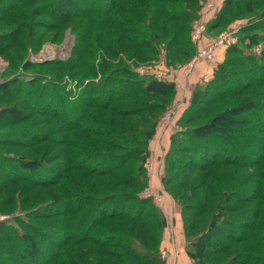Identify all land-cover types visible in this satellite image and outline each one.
<instances>
[{
	"label": "trees",
	"instance_id": "1",
	"mask_svg": "<svg viewBox=\"0 0 264 264\" xmlns=\"http://www.w3.org/2000/svg\"><path fill=\"white\" fill-rule=\"evenodd\" d=\"M204 2L0 0V56L18 49L15 69L28 49L61 43L68 29L75 36L66 61L26 62L22 71L32 72L0 83V215L23 214L15 225L0 221V264L21 255L40 264H165V216L140 195L174 85L127 62L162 50L170 65L188 61ZM236 21H246L238 43L194 90L167 156L163 190L181 206L193 264H264V0H225L208 29Z\"/></svg>",
	"mask_w": 264,
	"mask_h": 264
},
{
	"label": "rangeland",
	"instance_id": "2",
	"mask_svg": "<svg viewBox=\"0 0 264 264\" xmlns=\"http://www.w3.org/2000/svg\"><path fill=\"white\" fill-rule=\"evenodd\" d=\"M218 1L219 0H205L202 6V11H201V15L199 19L193 23L191 27V32L196 23H200L202 21L204 22L206 19H209L208 22L206 23L207 29L204 32V37H203L202 42L198 45V44H194L191 40L193 45L196 47V54L193 57H191L188 61H186L183 64L176 65V66L170 65L167 59V52L165 50H162L160 54L157 55V57L154 60H149L147 62H137L136 64L134 63V65H132L133 64L132 61L127 62L132 67L135 66L137 68L136 70L139 73L145 72L148 74V76H152L156 80L170 82V83H173L174 85V99L171 105L164 111L162 116H160L157 126L155 127V132L153 136L150 138L149 143H148L149 150H150V156L146 163V168L148 170V175L150 178L149 188H147L146 191L141 193L140 196L142 198L146 196L151 197L154 203L163 212L165 219H166V227H165V231L163 235V241H166V239L168 238L170 240H173V237L176 234V238L179 237L185 242V249H186L187 241L185 238L182 209H181V206L176 201H174V199L170 195L164 192L163 180L166 175L167 156L171 152L172 138L176 133L183 131V128L181 126V118L184 112L187 110V108L190 105V99L192 97L194 90L200 84L202 83L204 84V82H207L203 80L202 81L198 80L199 79V72H197L198 65L202 62H206L208 64L216 63V57H217L218 52L221 50L222 51L224 50V55H225L227 47L220 48L217 51L215 50L216 55L212 59L199 58V60L194 64L193 74H191L190 76H186L187 66L190 64L192 59L198 57L199 55L198 53L200 49H205L211 46L216 40V38L223 31L236 29L237 31H235L234 34L236 37L235 44H237L239 41L240 27L246 23V21H236L233 24H231L229 27H227L226 29L224 28L219 31L215 30L210 33L208 29L209 24L216 17V15L218 14V12L220 11V9L223 7V4H224V3H222L221 5L216 4ZM210 4H213L214 6L213 12L208 13L206 16H204L203 12L205 8L207 9V6H209ZM190 36H191V33H190ZM74 41H75V36L71 33L70 29H68L61 43H52V42L45 43L40 48V50L35 53L33 51H30V49H28L27 55L22 60L18 61V69L13 68V62L11 65V61L13 60V55L16 51H18V49H13L8 53V58L10 60L8 58H4L0 56L2 58V62L4 63V66L0 70V83L7 82V84H9L10 83L9 81L12 78L14 79L18 75H22L20 74V72H32V71H22L23 65L26 62L41 63V62H49L50 60L51 61L52 60L66 61L71 55L72 47L75 44ZM48 57H50V60L47 59ZM160 72L164 74L163 78H160L158 76ZM19 77L26 79V80H31L33 78L32 76H29V75L19 76ZM87 82H85V84ZM76 83H77V80L69 78V77L66 78L64 82L67 90L72 92V95H74L75 93H78L79 91V88L76 86L77 85ZM3 102L4 101L0 99V103H3ZM170 113L173 114V118L170 122L166 123L164 116ZM7 128L12 129L14 127H7ZM128 135H129V139H131V134L129 133ZM16 137L22 138V136L19 137V135H17V136L11 137V139L15 140ZM161 147H163V150H161ZM14 148L15 147H8V148H5V151L7 154H9L8 152H11V150H14ZM15 150H18V149H15ZM22 151L24 152L25 150L23 149ZM6 168L11 170L12 166H6ZM16 214L23 215L21 212H15L14 214H2L0 215V221H3V220L6 221L10 219V224L15 225L13 221V217L16 216ZM173 220L176 221L175 224H177V227L176 225H173L174 223ZM39 240L41 241V239ZM61 240L62 239H60V241ZM44 241H46L45 238H44ZM163 241L161 245V259L166 264V261L168 259V254L166 252L167 248L163 246ZM42 246L43 248L47 249V251H52V252L56 251V246L52 248L51 245L46 244V243H43ZM162 247H164L165 250H163ZM41 251L46 252V251H43L42 249ZM22 257L23 255L19 256L17 259L13 258L12 259L13 263H9V264H27V263L28 264H40V261L38 260H35L34 263H31L32 262L31 260L28 261L29 259L27 260L25 259L26 257L25 258H22ZM188 258H189L190 264H193L189 256ZM56 262L54 264H56Z\"/></svg>",
	"mask_w": 264,
	"mask_h": 264
},
{
	"label": "built area",
	"instance_id": "3",
	"mask_svg": "<svg viewBox=\"0 0 264 264\" xmlns=\"http://www.w3.org/2000/svg\"><path fill=\"white\" fill-rule=\"evenodd\" d=\"M206 10V12H205ZM203 14L204 16H206L208 13H212L214 10V6L213 4H210L209 6H207V9L205 8ZM209 19H206L204 22H200V23H196L193 27V30L191 32V40L194 44H200L203 40L204 37V32L207 29V25L206 23L208 22ZM237 31L236 29H232V30H227V31H223L214 41V43L205 48V49H200L199 50V55L198 57L192 59V61L190 62V64L187 66L186 68V76H190L193 73V66L194 64L199 60V58H205V59H212L213 57H215V50L217 51L220 48H224V47H230L232 45H234L236 43V37L234 32ZM48 60H50V57L47 58ZM40 61V60H39ZM43 61V60H41ZM4 66V63L2 62V58L0 57V70L2 69V67ZM145 72H140L141 75H148ZM160 78H163L164 74H162L160 72V74L158 75ZM173 118V114H166L164 116V119L167 122H170ZM148 197V196H146Z\"/></svg>",
	"mask_w": 264,
	"mask_h": 264
},
{
	"label": "crops",
	"instance_id": "4",
	"mask_svg": "<svg viewBox=\"0 0 264 264\" xmlns=\"http://www.w3.org/2000/svg\"><path fill=\"white\" fill-rule=\"evenodd\" d=\"M224 1L225 0H219L216 4L221 5L222 3H224ZM223 59H224V50L223 51L221 50L217 54L216 63L213 64H208L206 62L200 63L198 65V71H197L199 72L198 80L201 81L210 80L213 77L215 68L218 66V64H220L223 61ZM161 150H163V147H161ZM173 221H174L173 225H176L177 227V224H175L176 221L175 220ZM163 246L167 248L166 252L168 254V259L166 261V264H190L185 249V242L179 237L176 238V234L174 235L173 240H170L168 238L166 239V241H163ZM162 248L163 250H165L164 247Z\"/></svg>",
	"mask_w": 264,
	"mask_h": 264
}]
</instances>
